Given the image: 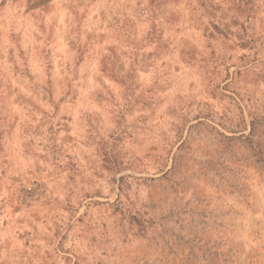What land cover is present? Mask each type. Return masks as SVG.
<instances>
[{
	"label": "rangeland",
	"instance_id": "obj_1",
	"mask_svg": "<svg viewBox=\"0 0 264 264\" xmlns=\"http://www.w3.org/2000/svg\"><path fill=\"white\" fill-rule=\"evenodd\" d=\"M0 264H264V0H0Z\"/></svg>",
	"mask_w": 264,
	"mask_h": 264
}]
</instances>
